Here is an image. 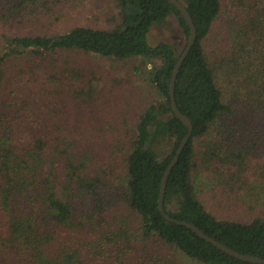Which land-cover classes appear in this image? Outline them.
I'll list each match as a JSON object with an SVG mask.
<instances>
[{"label": "trees", "instance_id": "1", "mask_svg": "<svg viewBox=\"0 0 264 264\" xmlns=\"http://www.w3.org/2000/svg\"><path fill=\"white\" fill-rule=\"evenodd\" d=\"M81 1L0 0L1 27L24 33L0 57V77L7 58L33 56L30 93L12 88L13 102L0 90V264H182L174 250L198 264H252L158 208L188 134L170 98L184 51L152 46L149 35L174 17L188 39L182 14L166 0H114L109 26L56 33L58 10ZM179 1L197 30L175 86L193 132L168 178L165 211L264 259V0ZM94 55L159 61L147 79L153 99L123 96L119 79L103 83L79 58ZM210 196L246 219L213 214Z\"/></svg>", "mask_w": 264, "mask_h": 264}, {"label": "rangeland", "instance_id": "2", "mask_svg": "<svg viewBox=\"0 0 264 264\" xmlns=\"http://www.w3.org/2000/svg\"><path fill=\"white\" fill-rule=\"evenodd\" d=\"M58 16L60 17V21L54 24V30L56 33H62L74 26H89L93 28L97 26H109L112 22V17L118 16V11L114 0H83L80 3L60 8ZM23 34L17 30H4L0 25V57H5L8 53L11 39L24 36ZM149 42L152 46H157L159 43H167L181 53L186 48L188 39L179 27L176 18L171 17L165 24L152 29L149 35ZM32 58V55L23 53L18 58H7L5 60L2 65L4 72L0 77V90L5 95H1L2 100L9 95L13 99V102H15L17 96L22 97L30 93L29 87L32 78L29 61ZM79 58L85 63H93L95 65L96 69L94 72L102 78L101 81L103 83L110 82V79L122 80L124 86L123 96H128L130 99L141 98L143 96L153 99L154 91L147 79L148 73L156 65L160 64L159 61L154 60L146 64L143 59H136L130 62H114L97 55L86 58L80 56ZM26 83H29V86ZM12 88L20 94L17 96L13 95ZM25 88H29L28 93H24ZM169 152L170 150L167 148L165 153L169 154ZM211 197L206 198L205 204L213 214L224 218L233 214L232 212L238 211V214H235L236 218L239 219L240 216L241 219H246L245 215L242 214L244 211L242 212L241 208H228L224 210L219 205V199L214 201ZM172 256H176L182 264H198L176 250L172 252Z\"/></svg>", "mask_w": 264, "mask_h": 264}, {"label": "water", "instance_id": "3", "mask_svg": "<svg viewBox=\"0 0 264 264\" xmlns=\"http://www.w3.org/2000/svg\"><path fill=\"white\" fill-rule=\"evenodd\" d=\"M166 1H168L170 4L175 6L180 11L183 18L185 19V21L187 22V24L189 25V27L191 29V33H190V36L188 38L187 46L177 61V64H176L174 71H173V74H172L171 83H170V98H171L172 110H173L174 114L176 115V117L188 128V134L183 139L182 143L180 144L173 160L171 161V163H170L169 167L167 168L165 175L163 177V180L161 183V189H160L159 202H158L159 211L167 221H170V222L175 223L177 225L186 227L187 229L193 231L201 239L212 244L213 246H215L217 249L224 252L225 254H227L233 258H236L238 260H241L243 262H248V263H252V264H264V259H262L260 257H256V256L238 253V252L234 251L233 249L229 248L228 246L218 242L216 239L209 237L202 230L197 228L195 225L188 223L186 221L176 220V219L172 218L170 215H168L165 211L164 201H165V193H166L168 178L170 176L172 169L176 166V164L179 160V157L182 154L184 148L186 147L189 139L191 138L192 132H193V125H192L191 121L184 114H182L180 112V110L178 109V106H177V103L175 100V86H176L178 74L180 72L182 64H183L184 60L186 59V57L188 56V54L190 53L192 47L195 45L196 40H197L196 26L192 20V17L189 14L187 8H186V6L179 0H166Z\"/></svg>", "mask_w": 264, "mask_h": 264}]
</instances>
